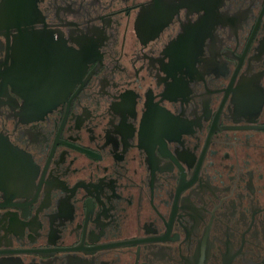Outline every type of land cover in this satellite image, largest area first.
I'll list each match as a JSON object with an SVG mask.
<instances>
[{"label": "flooded vegetation", "instance_id": "af4514ba", "mask_svg": "<svg viewBox=\"0 0 264 264\" xmlns=\"http://www.w3.org/2000/svg\"><path fill=\"white\" fill-rule=\"evenodd\" d=\"M0 264H264V0H0Z\"/></svg>", "mask_w": 264, "mask_h": 264}]
</instances>
